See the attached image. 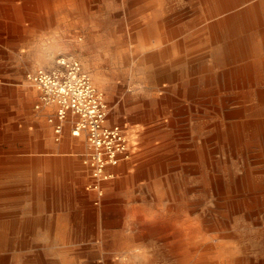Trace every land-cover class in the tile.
<instances>
[{"label":"rangeland","instance_id":"rangeland-1","mask_svg":"<svg viewBox=\"0 0 264 264\" xmlns=\"http://www.w3.org/2000/svg\"><path fill=\"white\" fill-rule=\"evenodd\" d=\"M49 1L0 0L5 264H236L231 254L264 257V222L219 208L205 183L214 172L236 174L244 166L212 138L219 116L210 103L215 84L206 78L222 64L196 58L204 48L193 23L197 8L190 0H162L170 29L160 44L148 41L150 0H71L53 9ZM174 27L184 32L171 38ZM63 57L91 74L109 124L128 136L131 156L99 183L102 197L91 166L80 163L69 179L51 174L49 164L66 157L32 143L62 135L49 122L56 108H37L40 92L27 76Z\"/></svg>","mask_w":264,"mask_h":264},{"label":"bare ground","instance_id":"bare-ground-1","mask_svg":"<svg viewBox=\"0 0 264 264\" xmlns=\"http://www.w3.org/2000/svg\"><path fill=\"white\" fill-rule=\"evenodd\" d=\"M70 1H49V7L70 6ZM190 5L197 8L192 11L196 15L193 23L200 27L204 42L196 58L203 64L209 58L222 64L216 77L206 78L215 84L210 103L213 114L219 116L212 138L222 144L228 158H237L244 166L236 174L214 172L205 177V183L218 199L219 208L261 223L264 222V0H190ZM162 8V0H150V14L145 18L149 25L148 41L155 39L160 44L165 42L162 36L170 29L163 23ZM174 28L167 31L171 38L184 32L183 27ZM181 112L184 113L183 109ZM216 227L215 224L214 231ZM231 257L236 264H264V257L240 258L232 254ZM5 261L0 255V264Z\"/></svg>","mask_w":264,"mask_h":264},{"label":"built area","instance_id":"built-area-1","mask_svg":"<svg viewBox=\"0 0 264 264\" xmlns=\"http://www.w3.org/2000/svg\"><path fill=\"white\" fill-rule=\"evenodd\" d=\"M27 77L40 92L41 101L37 108H56L49 122L55 126L58 135L70 116L78 119L72 132L74 136L88 133L92 151L86 164L91 166L98 182L92 187L100 190L99 183L115 176V173H109L111 167L131 156L124 128L109 124V107L104 93L94 85L91 74L82 64L71 58H60L54 68H40ZM95 204L98 205L99 201Z\"/></svg>","mask_w":264,"mask_h":264},{"label":"crops","instance_id":"crops-1","mask_svg":"<svg viewBox=\"0 0 264 264\" xmlns=\"http://www.w3.org/2000/svg\"><path fill=\"white\" fill-rule=\"evenodd\" d=\"M43 109V111L46 113L53 110L52 108L49 111L48 107H43ZM77 120L78 119L74 116L69 117L68 121L64 124L63 131L60 133V136L62 135L61 140L57 139L56 141H53L51 137L50 140L45 139L42 141L38 140L32 142L33 144H37L39 147L46 148L47 151H51V153L54 155H64L66 157L64 164L59 162L50 163L49 170L53 172L54 175L64 174L67 179L71 178L72 176H77V170L79 168L78 165L80 163L84 162V164L87 165L86 160L92 151L88 141V133L83 132L80 136H74L72 133ZM113 169L114 168H111L110 170L113 172ZM89 206L90 202L86 204V207Z\"/></svg>","mask_w":264,"mask_h":264}]
</instances>
